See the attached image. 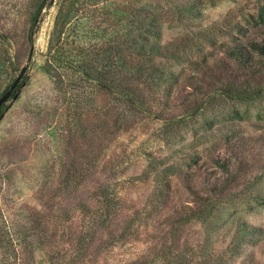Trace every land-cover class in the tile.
<instances>
[{"label": "rangeland", "instance_id": "rangeland-1", "mask_svg": "<svg viewBox=\"0 0 264 264\" xmlns=\"http://www.w3.org/2000/svg\"><path fill=\"white\" fill-rule=\"evenodd\" d=\"M261 11L0 0V97L28 66L0 118V264H264ZM125 62L180 79L127 105Z\"/></svg>", "mask_w": 264, "mask_h": 264}, {"label": "trees", "instance_id": "trees-1", "mask_svg": "<svg viewBox=\"0 0 264 264\" xmlns=\"http://www.w3.org/2000/svg\"><path fill=\"white\" fill-rule=\"evenodd\" d=\"M43 6V5H42ZM41 9V7H40ZM259 17H264V12L261 11L259 13ZM145 41L148 42V44H145ZM144 42L142 41L140 44V49H142V53L144 50L146 51H150L151 53H155V54H163V48L160 45H150L149 40H145ZM252 48L254 50L259 51L262 55H264V46L259 45L258 43L254 42L252 43ZM247 51H245V48L242 47H235L232 48L230 50H228V55L231 58H237L236 60H239V62H245L247 58ZM143 55V54H142ZM245 60H243V58H245ZM73 64L71 65H76L74 63L76 62H72ZM125 68L126 71L128 70H137L136 73L131 74V76L127 77L126 80L127 82H130L129 85H124L123 86V91L121 94V100H124V102L127 103V105H131V106H136V100L139 98V94L138 92L135 93V88L139 85H137V83H139V81H142L144 83H146L147 87H154V85H161L159 86L161 89H163V93H166V91L168 90L169 93H171L173 91L172 87H169V89L167 88L168 85H171L172 83H178L179 81V76L181 73L177 72L176 70L173 69H168L167 71L158 67H151V68H145L142 67L141 65H138L137 63L131 62H125L122 63L120 65V67ZM131 66V68H130ZM135 68V69H134ZM144 70V71H143ZM154 70V71H153ZM82 73H84V75L86 76L85 79H91L95 78L99 83H100V77H96L95 75L91 74V70L88 71H81ZM138 73V74H137ZM104 87H108L109 90H111L112 92L114 91V86L111 84V81H105L104 82ZM21 84L18 85V87H20ZM134 86V88H133ZM17 87V88H18ZM171 88V89H170ZM7 90V89H6ZM5 90V91H6ZM16 92V91H14ZM4 93V92H3ZM231 92H229L230 94ZM138 94V95H137ZM231 96V94H230ZM5 107V103L0 107V118L3 114V108ZM146 110V108H145Z\"/></svg>", "mask_w": 264, "mask_h": 264}, {"label": "water", "instance_id": "water-1", "mask_svg": "<svg viewBox=\"0 0 264 264\" xmlns=\"http://www.w3.org/2000/svg\"><path fill=\"white\" fill-rule=\"evenodd\" d=\"M32 53H33V48L31 50V53H30V56H29V59H31L32 57ZM27 65L24 66L20 72V74L18 75V77L16 78V80L11 84L10 88L7 89L3 95L0 97V107L6 103V101L11 97V96H14V97H17V92H14L17 88V85H18V82L20 81L21 77L25 74L26 70H27Z\"/></svg>", "mask_w": 264, "mask_h": 264}]
</instances>
